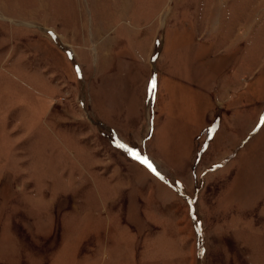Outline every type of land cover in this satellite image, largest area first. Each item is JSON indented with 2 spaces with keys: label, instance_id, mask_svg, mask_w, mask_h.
Segmentation results:
<instances>
[{
  "label": "rangeland",
  "instance_id": "rangeland-1",
  "mask_svg": "<svg viewBox=\"0 0 264 264\" xmlns=\"http://www.w3.org/2000/svg\"><path fill=\"white\" fill-rule=\"evenodd\" d=\"M0 264H264V0H0Z\"/></svg>",
  "mask_w": 264,
  "mask_h": 264
}]
</instances>
